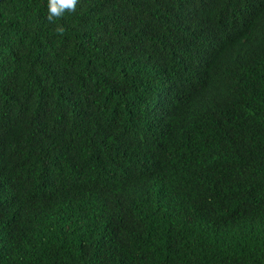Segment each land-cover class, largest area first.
<instances>
[{
  "label": "trees",
  "instance_id": "1",
  "mask_svg": "<svg viewBox=\"0 0 264 264\" xmlns=\"http://www.w3.org/2000/svg\"><path fill=\"white\" fill-rule=\"evenodd\" d=\"M47 17L0 0V264H264V0Z\"/></svg>",
  "mask_w": 264,
  "mask_h": 264
},
{
  "label": "clouds",
  "instance_id": "2",
  "mask_svg": "<svg viewBox=\"0 0 264 264\" xmlns=\"http://www.w3.org/2000/svg\"><path fill=\"white\" fill-rule=\"evenodd\" d=\"M79 0H48V17L49 22L56 23V21L63 18L66 12H75ZM65 27L62 24L56 25L57 35L65 33Z\"/></svg>",
  "mask_w": 264,
  "mask_h": 264
}]
</instances>
